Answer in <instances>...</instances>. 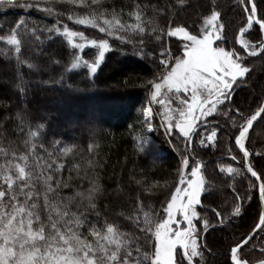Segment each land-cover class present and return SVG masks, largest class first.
Listing matches in <instances>:
<instances>
[{
    "label": "snow or ice",
    "instance_id": "snow-or-ice-1",
    "mask_svg": "<svg viewBox=\"0 0 264 264\" xmlns=\"http://www.w3.org/2000/svg\"><path fill=\"white\" fill-rule=\"evenodd\" d=\"M43 2L49 6L41 8V0L30 3L0 0V8H35L49 15L56 14L55 7L51 6L56 0ZM61 2L83 6L87 14L77 16L75 22L92 25L108 38L89 40L84 32L73 31L59 20L51 27H40L34 21L20 17L11 23L7 35H0V41H6L11 46V50L8 47L0 48V56L7 57L11 51L18 64L27 63L20 59L22 50L28 49L34 42L43 45L46 40L63 35L74 47L82 49L85 45H76L74 41V37H81L99 49L97 60L88 65L91 73L95 74L105 53L110 51V38L137 43L128 39L127 34L146 32L161 42L165 35L182 37L186 42L180 55H172L170 46L162 48L159 58L163 70L158 78L149 81L150 101H155L163 109L158 113L160 125L169 136L173 129L178 128L187 149L197 136L200 137L198 143L201 146L216 145L218 133L222 130L218 121H210L208 117L214 114L225 117L231 123L223 131L228 132L229 128L235 130L230 138L234 136L235 146L242 153L245 170L261 181L258 185L259 197L264 201V167L257 171L252 162L253 155L261 157L264 162V152L250 151L246 146L254 122L264 121V97L248 115L240 107H229L234 103V86L243 85L254 71L247 58H264V36L256 39L255 43L245 36L254 25L264 33V12L258 9L257 0H237L245 17L243 26L234 36L240 51L236 47L224 46L227 43V23L217 0H203L196 34L185 24L176 22L174 17L166 19L165 27H159L155 16L163 14L165 10L156 5L136 3L134 11L128 13L130 19L134 17V22L128 23L118 18L123 15L122 10L117 12L112 8L109 11L103 7L102 0H91V4L88 0ZM177 4L185 5L186 0H177ZM149 8L153 16L148 15ZM73 15L67 18L72 20ZM4 23L0 21V29L4 28ZM138 43L143 45L145 41L141 38ZM153 55L157 54L154 52ZM52 63L58 64L59 61L52 60ZM82 64H88V61L76 55L67 70L77 69ZM27 66L30 69L37 67L34 63ZM19 79L25 83L22 75ZM61 80L41 83H60ZM17 87L21 93L26 90L25 87ZM169 93L183 106L175 109L178 122L172 115L174 110ZM182 94H187V98ZM143 114L146 128L154 130L157 125L153 123L155 114L151 102L143 108ZM16 116L23 123L22 111L17 112ZM36 128L45 130L46 134L45 124L39 123ZM19 131L23 133L24 128L21 127ZM40 136V131H33L29 126L20 146L9 142L7 147H0V264H206L205 254L211 253L212 249L203 237L218 225L226 226L233 217L240 216L242 201L252 199L250 195L240 196L233 187L235 201L231 211L225 217L221 211L212 209L216 219L213 223L203 212L201 197L210 196L215 185L206 176L208 170L205 163L190 153L192 163L188 156L183 158L177 170V180L166 194L159 212L137 196L133 198L136 204L133 214L125 217L121 212L109 218L102 215L98 208L97 201L105 191L99 178H88L89 186L83 191H76L73 195L62 194L63 189L69 187L62 177L65 164L57 161L56 151L48 152L43 143L35 142ZM137 139L140 150L144 151L148 141L141 137ZM0 143H3V133H0ZM61 143L58 139L53 141L61 156L73 151L74 146L59 148ZM227 151L231 154L232 147L229 146ZM231 158L236 160L235 155ZM74 167L79 175L81 165ZM87 167H95L92 159L87 161ZM219 172L232 174L233 179L242 174V170L232 164H219ZM135 183L140 184V181ZM249 186L257 187L251 182ZM154 187L168 185L166 181L163 185L156 181L145 191L151 194ZM117 191H120L119 186ZM120 217H125L132 225L131 231L124 230ZM257 231L264 233V209L259 211L258 221L251 231L230 245L231 264H264V246L259 247V257L245 252L249 246L250 252L257 248V244L252 243ZM260 245H264V237Z\"/></svg>",
    "mask_w": 264,
    "mask_h": 264
},
{
    "label": "trees",
    "instance_id": "trees-1",
    "mask_svg": "<svg viewBox=\"0 0 264 264\" xmlns=\"http://www.w3.org/2000/svg\"><path fill=\"white\" fill-rule=\"evenodd\" d=\"M197 1L196 5L194 0H186L185 5H179L177 0H102V5L109 11L112 8L117 12L122 10L123 15L118 18L128 23L134 22V17L130 19L128 13L134 11L136 3L156 5L165 10L163 14L155 16L159 27H165L166 19L174 17L176 22L185 24L196 34L203 11V0ZM19 2L22 1L18 0ZM88 3L91 4V0ZM217 3L222 8L223 18L227 23V43L224 46L236 47L240 51L234 36L244 24L242 8L237 0H217ZM48 6L45 2L41 3V8ZM51 6L55 7L56 14L49 15L35 8H0V21L5 22L0 35H7L11 23L25 17L40 27H51L59 20L73 31L84 32L89 40L108 38L92 25H79L75 22L77 16L87 14L83 6L62 2ZM257 6L264 12V0H257ZM69 15H73L72 20L67 18ZM148 15H154L151 8L148 9ZM127 35L128 39L137 43L110 38V51L105 53L95 74L91 73L88 65L97 60L99 49L81 37H74V41L76 45L84 44L82 49L74 47L63 35L46 40L43 45L34 42L28 49L22 50L20 59L27 63L18 64L11 51L7 57L0 56V133H3L0 147H7L9 142L20 146L27 136L29 126L33 131H40L41 136L35 142L43 143L48 152L56 151L57 161L65 164L62 177L69 187L63 189L62 194L73 195L76 191H83L89 186L88 178H99L105 191L97 204L102 215L109 218L121 212L125 217L133 214L136 209L133 198L137 196L159 212L166 194L177 180V170L183 158L188 156L191 164L193 157L190 153H194L196 159L205 163L208 170L206 176L215 185L210 196L201 197L203 212L213 223L216 219L212 209L221 211L225 217L231 211L235 201L233 187L240 196L252 197L251 200L242 201L240 216L233 217L226 226L218 225L203 237L212 249L211 253L205 254L206 264H231L230 245L251 231L258 221L259 211L262 210L259 183L245 170L246 162L242 159V153L235 146L234 136L230 138L235 130L229 128L228 132H224L223 129L231 122L214 114L208 120L219 122L222 132L218 133V143L201 146L198 143L200 137L197 136L193 138L190 148L186 149L185 140L178 128L173 129L170 136L166 135L156 117L153 123L157 127L154 130L146 128L143 108L151 97L149 81L158 78L163 70L159 52L163 47L170 46L172 55L178 56L183 48V40L165 35L161 42L148 32ZM245 36L255 43L264 33L254 25ZM141 38L145 41L143 45L138 43ZM3 47L11 50L6 41H0V48ZM154 52L156 56L153 55ZM76 55L82 56L88 64L68 71ZM52 60H58L59 63H52ZM247 60L254 71L243 85L234 86V103L229 105L232 108L240 107L245 115L255 110L264 97V58L256 56L248 57ZM29 63H34L37 67L30 69L27 66ZM20 75L25 83L20 81ZM49 80L61 82L41 83ZM17 85L25 87V92L21 93ZM21 111L23 123L16 116ZM39 123L46 125V134L45 130L36 128ZM21 127L24 128L23 133L19 131ZM138 137L148 141L144 151L140 150ZM57 139L62 141L59 148L74 146L73 151L67 156H61L56 150L57 146L53 144ZM229 146L232 147L231 154L227 151ZM246 146L250 151L264 152V121L259 120L255 124ZM232 155L236 156L235 161L232 160ZM89 159L93 160L95 167H87ZM252 162L257 171L264 167L261 157L253 155ZM76 164L81 165L79 175L74 167ZM219 164H232L233 167L240 168L242 174L233 179L232 174L219 172ZM137 180L140 184L135 183ZM156 181L160 185L166 181L168 187H154L151 194L147 193L145 190ZM250 182L257 187H250ZM118 186L120 191H117ZM125 217H120L124 230L131 231L132 225ZM262 237L264 233L258 232L252 242L257 244V248L250 252L249 246L245 248V252L259 257V247L264 246L260 245Z\"/></svg>",
    "mask_w": 264,
    "mask_h": 264
},
{
    "label": "rangeland",
    "instance_id": "rangeland-1",
    "mask_svg": "<svg viewBox=\"0 0 264 264\" xmlns=\"http://www.w3.org/2000/svg\"><path fill=\"white\" fill-rule=\"evenodd\" d=\"M20 1H22V2H24V1H31V2H33V0H20ZM56 2H61V0H56ZM41 3H44L43 0H41ZM197 3H198V1H197V0H194V5H196ZM195 7H196V6H195ZM195 9H196V8H195ZM178 38H180V39L183 40L182 37H178ZM185 42H186V41L183 40V44H184ZM182 95L184 96V98H187V94H182ZM161 98H164V97H161ZM168 98H170V99L172 100L171 107H172V109L174 110L173 113H172V115H173L174 118H176V120H177V122H178L179 117H178V113L175 111V109L182 108L183 106L179 104L178 100L175 99L171 93L168 94ZM150 102H151V104H152L153 113L155 114V115H154V118L156 117V118H158L159 121H160V115H159L158 113L161 112V111H163V109H162L161 106L158 105L155 101H149V103H150ZM149 103H148V104H149ZM148 104H147V106H148ZM159 108H160V110H159ZM144 118H145V115H144ZM154 118H153V120H154ZM201 121H203V118L201 119ZM95 123H96V122H95ZM163 129H164V128H163ZM149 130H151V129H149ZM177 218H179V215H177Z\"/></svg>",
    "mask_w": 264,
    "mask_h": 264
},
{
    "label": "water",
    "instance_id": "water-1",
    "mask_svg": "<svg viewBox=\"0 0 264 264\" xmlns=\"http://www.w3.org/2000/svg\"><path fill=\"white\" fill-rule=\"evenodd\" d=\"M259 121V120H258ZM258 121H256V122H254V124H253V127L255 126V124L258 122ZM253 129V128H252ZM252 129H250V132H251V130ZM249 132V133H250ZM256 179V178H255ZM258 181V183H260L261 181H259V180H257ZM260 202H261V205H262V209H264V201H262L261 199H260ZM259 231H257V233H258Z\"/></svg>",
    "mask_w": 264,
    "mask_h": 264
}]
</instances>
